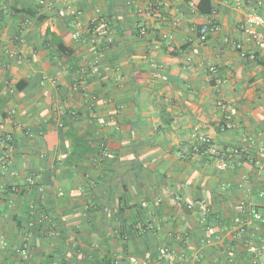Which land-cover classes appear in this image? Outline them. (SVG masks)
Instances as JSON below:
<instances>
[{
	"label": "crops",
	"instance_id": "0c3cea01",
	"mask_svg": "<svg viewBox=\"0 0 264 264\" xmlns=\"http://www.w3.org/2000/svg\"><path fill=\"white\" fill-rule=\"evenodd\" d=\"M47 1L0 0V264H264V45L241 30L262 0Z\"/></svg>",
	"mask_w": 264,
	"mask_h": 264
},
{
	"label": "built area",
	"instance_id": "2783aa9c",
	"mask_svg": "<svg viewBox=\"0 0 264 264\" xmlns=\"http://www.w3.org/2000/svg\"><path fill=\"white\" fill-rule=\"evenodd\" d=\"M57 1V0H56ZM37 4L40 6H44V7H51L52 6V2L47 1V0H36ZM233 2L237 3L239 2V0H233ZM262 5L264 6V0H262ZM58 16L59 17H71L72 19H74V25H75V30L72 33V38L74 40H83L84 39V34H85V30L82 28L81 23L79 21L80 16L82 15L81 10H79L78 8L72 6V5H66L62 8H59L58 11ZM264 25V19L262 18V16H260L257 13H251L245 16L242 26H241V30L244 33V35L252 42L256 45V47H262L264 45V40H263V36L262 34L258 31L259 28H261ZM101 26L102 29H105V27L107 26V23L105 22L104 19L102 18H95L93 20L90 21V30L95 32L98 27ZM93 29V30H92ZM138 35L143 36L146 34V29L143 26H138L136 27ZM215 29V25L212 22H206L204 24H202L197 31V38L200 42H205L209 36V33L212 32ZM167 38V36L162 35L160 37L161 40H165ZM108 43H110V40L107 41ZM90 44L92 46L93 49V53L96 54V56H100V49L101 46L98 42V40L92 38L90 40ZM156 47H159V43L156 44ZM234 48L235 50L238 52V55L240 58L244 59V58H254L253 55L248 54L245 49L243 48V45L241 43H235L234 44ZM97 62L94 61L91 64V68L92 71H96L97 68ZM210 71H214V68H210ZM85 83L83 81V79H79L77 81H75L74 83V87L75 88H79L84 86ZM223 128L224 129H230L232 128L233 124L231 121V116L229 115V113L227 112V114H225L223 116ZM191 137L194 140H197L199 142V146L202 147L204 149L205 152H207L210 156L213 157H218L221 161H223V159H227L229 157H238L241 155H245L246 153V147L245 146H241L239 148H235L233 150H231L230 152H226L225 150H218L215 148V146L213 145L212 141L206 137V136H202V135H197L196 132H193ZM5 140H6V144L9 143L10 141V137L8 135L5 136ZM100 154L102 155V157L104 158H111V154L108 153L106 147L104 145L100 146ZM9 164L10 162L2 156V170L7 171L11 176H14L15 173L13 171H11L9 169ZM258 164V162H255V165ZM224 163L222 162L220 167H224ZM27 185L29 186H35L36 185V180L33 177H30L27 179ZM40 190V189H38ZM260 197L264 198V191H261L259 193ZM188 208H190V206H188ZM198 208L200 211V221L204 222L205 219L207 218L208 215V207L204 202H199L198 203ZM249 216H250V221L253 222H258L260 224H264V215H260L259 213H257L255 210H250L249 211ZM43 218H40L38 221H42ZM30 227H33V224H30ZM240 232H243V229L240 228L239 229ZM167 249L166 248H161L159 250V254L160 256H164L167 253ZM18 254L23 258H27L29 257L28 252H27V244H24L22 248H20L18 250ZM114 264H117L116 262ZM255 264V263H254Z\"/></svg>",
	"mask_w": 264,
	"mask_h": 264
},
{
	"label": "trees",
	"instance_id": "16d2710c",
	"mask_svg": "<svg viewBox=\"0 0 264 264\" xmlns=\"http://www.w3.org/2000/svg\"><path fill=\"white\" fill-rule=\"evenodd\" d=\"M201 1H208V0H201ZM211 11V8L209 7L207 12H210Z\"/></svg>",
	"mask_w": 264,
	"mask_h": 264
}]
</instances>
